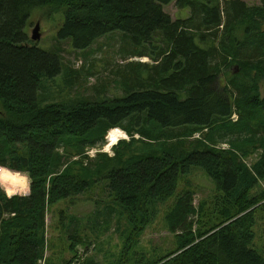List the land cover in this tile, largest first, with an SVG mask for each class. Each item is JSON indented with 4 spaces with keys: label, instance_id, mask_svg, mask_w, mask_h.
<instances>
[{
    "label": "trees",
    "instance_id": "16d2710c",
    "mask_svg": "<svg viewBox=\"0 0 264 264\" xmlns=\"http://www.w3.org/2000/svg\"><path fill=\"white\" fill-rule=\"evenodd\" d=\"M171 3L190 16L174 20L164 10ZM46 7L65 12L59 37L76 50L120 31L128 59L152 64L129 61L117 70L118 98L49 102L42 79L61 75L63 63L31 45L27 31L33 11ZM67 74L70 88L78 75L89 76ZM263 78L264 0H0V177L17 182L27 173L31 180L28 195L9 196L0 185V264H104L82 258L83 221L60 207L103 182L127 234L111 264H264L251 247L255 213L264 205ZM115 128L131 140L114 146V157L69 163L105 146ZM204 129L205 141L192 139ZM257 152L249 166L245 158ZM196 169L216 184L213 200L198 206L190 181ZM174 196L165 221L175 248L140 250L157 206ZM50 212L62 236H50Z\"/></svg>",
    "mask_w": 264,
    "mask_h": 264
},
{
    "label": "rangeland",
    "instance_id": "374dc122",
    "mask_svg": "<svg viewBox=\"0 0 264 264\" xmlns=\"http://www.w3.org/2000/svg\"><path fill=\"white\" fill-rule=\"evenodd\" d=\"M245 1L249 5H257L259 2V0ZM164 10L174 20L185 19L190 16V9L179 8L175 3L165 5ZM48 12L47 7L43 9L36 8L29 18L27 31L31 39V45L59 55L63 63V73L61 75L55 77V79L48 77L42 79V95L47 96L49 102L62 103L68 101V103H72L81 99L98 101L108 98H118L123 95V91L118 85L116 71L125 69L129 61L152 64V61L148 57H131L128 59L129 56L122 48L124 41L120 31H114L104 35L91 48L85 51L76 50L70 38L61 39L59 37V31L65 21V12L60 11L52 14ZM38 23L41 26L42 37L40 40L35 41L32 39V35ZM74 71H80L89 76L86 78L84 75H78L76 79L71 80L74 86L70 88L65 81L67 80L66 75L68 76L67 73ZM90 71L95 74L90 76ZM95 86L100 88V92L94 89ZM103 87L106 88L105 92L103 91ZM259 91L261 96L264 97V78L261 79ZM40 98H42L41 95ZM233 116L237 120L239 118L238 112L236 111ZM121 131L124 133V136L120 137L117 142L119 143L121 140L130 141L131 137L123 129ZM207 132L208 129L196 132L192 136V139L205 141L204 134ZM135 137L137 139L140 138L138 134ZM117 142L109 146L107 141L105 146L88 148L85 154L71 156L69 163L82 162L87 165L95 161L100 154L114 157V146L118 144ZM218 146L230 148L227 143H220ZM137 148L143 149L145 146L138 144ZM61 152L63 153V149ZM260 155V152L252 153L251 156L245 158V161L249 166H252ZM20 174L24 175L27 179H23L17 183L5 181L4 187L0 183L9 196L16 194L28 195L30 193L31 180L29 175L27 173ZM190 181L192 183V189L196 192V206H198L201 200H207L209 202L213 200L216 184L205 171L196 169L190 177ZM261 188H264V181L261 183ZM257 190L260 191L261 189L257 188ZM88 197L92 199L88 200ZM175 200L176 197L174 196L169 201L157 206L154 220L141 238L140 250L151 252L157 249L164 254L175 248L174 235L169 231L165 221V215L174 207ZM60 205H62L60 206L61 208L69 206V214H74L83 221L81 236L87 247H84L83 244L78 246L79 253L81 255L83 254L82 258L90 256L104 264H111L119 258L124 245V239L127 235L124 231L126 226L120 223L123 217L118 213V206L111 200L105 182L95 186L89 195L84 194L76 197L74 204L66 201ZM207 206L208 214L206 215L209 216L213 210V206L212 204H208ZM47 220L50 226V236H62L63 231L60 228L58 215L56 216L54 212H50ZM255 220L254 231L256 233V239L251 247L258 250L264 256V205L255 213ZM65 222H67L66 219ZM109 226L110 228L107 229ZM118 228H120V231H118ZM74 231L75 229L71 228L70 232ZM61 246L63 248L64 244H61ZM65 257L66 260L71 259L72 253L69 251L66 252ZM83 262L84 259L80 264H83Z\"/></svg>",
    "mask_w": 264,
    "mask_h": 264
},
{
    "label": "bare ground",
    "instance_id": "6f19581e",
    "mask_svg": "<svg viewBox=\"0 0 264 264\" xmlns=\"http://www.w3.org/2000/svg\"><path fill=\"white\" fill-rule=\"evenodd\" d=\"M108 133L109 134L107 135V141L109 143V146L115 144L119 140L120 137H123L124 136V133L120 130V128L119 129H113V130H111ZM22 180H20V181H22ZM5 181H10V180H8V179H2L0 177V183L2 184L3 187H4V182ZM20 181H17V182H20ZM11 182H13V181H11ZM17 182H15V183H17Z\"/></svg>",
    "mask_w": 264,
    "mask_h": 264
},
{
    "label": "water",
    "instance_id": "95a60500",
    "mask_svg": "<svg viewBox=\"0 0 264 264\" xmlns=\"http://www.w3.org/2000/svg\"><path fill=\"white\" fill-rule=\"evenodd\" d=\"M42 37L41 35V26L40 24L38 23L33 31V35H32V39L37 41V40H40ZM1 113V111H0Z\"/></svg>",
    "mask_w": 264,
    "mask_h": 264
},
{
    "label": "built area",
    "instance_id": "2783aa9c",
    "mask_svg": "<svg viewBox=\"0 0 264 264\" xmlns=\"http://www.w3.org/2000/svg\"><path fill=\"white\" fill-rule=\"evenodd\" d=\"M233 115H234V114H233ZM233 119H235L234 116H233ZM235 120H236V119H235ZM198 137H200V135H198ZM2 169H3V167H0V172L2 171ZM42 264H45V263L42 262ZM72 264H77V262H73Z\"/></svg>",
    "mask_w": 264,
    "mask_h": 264
},
{
    "label": "crops",
    "instance_id": "0c3cea01",
    "mask_svg": "<svg viewBox=\"0 0 264 264\" xmlns=\"http://www.w3.org/2000/svg\"><path fill=\"white\" fill-rule=\"evenodd\" d=\"M29 194V193H28Z\"/></svg>",
    "mask_w": 264,
    "mask_h": 264
}]
</instances>
